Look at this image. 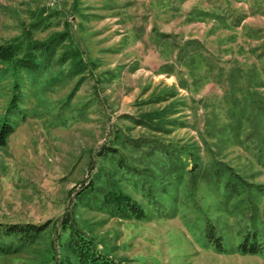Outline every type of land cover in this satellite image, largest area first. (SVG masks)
Here are the masks:
<instances>
[{
  "label": "rangeland",
  "instance_id": "1",
  "mask_svg": "<svg viewBox=\"0 0 264 264\" xmlns=\"http://www.w3.org/2000/svg\"><path fill=\"white\" fill-rule=\"evenodd\" d=\"M0 52V231L45 228L0 264H79L66 213L119 264H264V0H0Z\"/></svg>",
  "mask_w": 264,
  "mask_h": 264
},
{
  "label": "trees",
  "instance_id": "2",
  "mask_svg": "<svg viewBox=\"0 0 264 264\" xmlns=\"http://www.w3.org/2000/svg\"><path fill=\"white\" fill-rule=\"evenodd\" d=\"M23 36H24L25 40L28 41V43L31 42L30 41L31 36L29 35V33H27L26 35L23 34ZM186 43L192 44V43H198V42L197 41H190V42H186ZM35 44L37 46L42 45V43H35ZM28 46L30 48H33V49L35 47L32 44V42L30 44H28ZM48 48L49 47L46 46V48L44 50H48ZM0 55H3V53L0 52ZM230 87L231 88L229 90L230 91L229 93L232 92L233 86L230 85ZM15 108H16V106L14 104L12 111ZM12 132H13V129H12L11 125L6 124L3 126H0V144L1 145L5 144L7 138L12 134ZM229 176H230V178L235 180L236 183L238 182V179H237L238 177H233L231 175V173ZM132 208L134 209L135 207L132 206ZM61 224L63 226L68 225V227L71 229L70 239L68 242L69 243L68 249L71 250L72 254L75 257V260L79 264H119V263H116L115 261H113L107 257H103L99 254V252L97 251L92 240L84 237V235H82L76 229L70 214L66 213L65 215H63ZM44 229H45L44 227H35V226H31V225L24 226V227L11 225V226L4 227L2 229V231H0V234L5 236V237L18 235L20 237V239H22L24 241H28V240H30V238L32 239V238L37 237L40 233H42L44 231ZM218 243L216 246H217L218 250H221L220 245ZM243 252L245 254L255 255V254H259L260 249H259V247L255 246V245H251L249 248L244 247ZM58 264H70V263H66L64 260H61V261H59Z\"/></svg>",
  "mask_w": 264,
  "mask_h": 264
}]
</instances>
